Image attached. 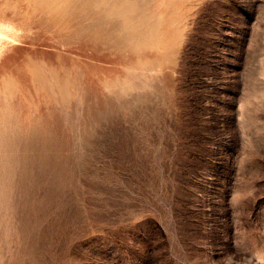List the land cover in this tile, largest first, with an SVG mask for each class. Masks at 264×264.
I'll list each match as a JSON object with an SVG mask.
<instances>
[{"label":"rangeland","instance_id":"374dc122","mask_svg":"<svg viewBox=\"0 0 264 264\" xmlns=\"http://www.w3.org/2000/svg\"><path fill=\"white\" fill-rule=\"evenodd\" d=\"M0 264H264V0H0Z\"/></svg>","mask_w":264,"mask_h":264},{"label":"bare ground","instance_id":"6f19581e","mask_svg":"<svg viewBox=\"0 0 264 264\" xmlns=\"http://www.w3.org/2000/svg\"><path fill=\"white\" fill-rule=\"evenodd\" d=\"M1 35V34H0Z\"/></svg>","mask_w":264,"mask_h":264}]
</instances>
